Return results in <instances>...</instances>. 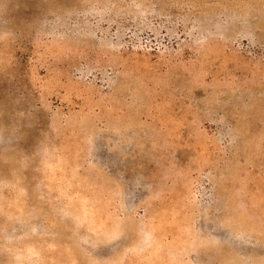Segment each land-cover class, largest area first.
<instances>
[{"label":"rangeland","instance_id":"obj_1","mask_svg":"<svg viewBox=\"0 0 264 264\" xmlns=\"http://www.w3.org/2000/svg\"><path fill=\"white\" fill-rule=\"evenodd\" d=\"M0 264H264V0H0Z\"/></svg>","mask_w":264,"mask_h":264}]
</instances>
